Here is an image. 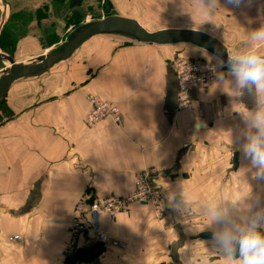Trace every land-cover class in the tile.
Masks as SVG:
<instances>
[{
    "label": "crops",
    "instance_id": "0c3cea01",
    "mask_svg": "<svg viewBox=\"0 0 264 264\" xmlns=\"http://www.w3.org/2000/svg\"><path fill=\"white\" fill-rule=\"evenodd\" d=\"M263 1L244 0L234 7L219 0L215 15L201 16L194 11L196 0H4L0 78L9 68L3 56L17 64L34 63L57 54L47 55L76 27L100 20L79 11L88 4L95 11L105 2L112 13L103 18L133 19L156 32L125 10L146 13L156 7L161 12L167 3L168 11L182 16L176 18L187 22L190 17L184 29L210 35L231 54L249 44L248 32L264 24ZM208 56L213 55L191 46L145 45L111 33L90 38L44 73L14 81L0 103V264H63L79 198L84 193L95 199L127 197L135 175L149 169L155 170L152 182L162 192V214L133 205L113 220L102 216L101 230L124 248L103 251L99 264H220L210 250L204 209L212 200L236 201L233 214L243 216L248 187L242 179L253 198L264 196V182L243 173L248 162L237 150L250 111L264 108V91L239 96L227 81L215 80L205 90L191 91L190 111H177L175 59ZM220 71L230 79L226 68ZM89 95L116 105L120 123L86 127ZM169 196L186 201V207L175 211ZM84 222L91 224L87 217ZM13 236L19 241L9 244ZM95 242L91 232H84L75 250Z\"/></svg>",
    "mask_w": 264,
    "mask_h": 264
},
{
    "label": "clouds",
    "instance_id": "9594fccd",
    "mask_svg": "<svg viewBox=\"0 0 264 264\" xmlns=\"http://www.w3.org/2000/svg\"><path fill=\"white\" fill-rule=\"evenodd\" d=\"M244 0H226L227 4L239 7ZM219 9V0H196L194 11L201 16H213ZM249 44L227 54L224 60L218 55L211 58L215 61L212 67L216 82L220 85L227 83L232 91L243 96L245 92L255 94L264 91V24L248 32ZM227 69V77L217 68ZM259 105V104H258ZM242 132L243 142L237 150L248 166L241 169L243 173H251L253 180L264 182V108L258 106L250 111L245 119ZM244 176V175H243ZM248 187L245 197L247 209L243 216L234 215L239 203L219 204L215 200L209 201L204 209L211 230V251L219 257L220 264H264V196L253 198L251 187ZM169 206L181 212V205L186 207V201L177 202L175 197L169 196ZM186 255L191 259V253Z\"/></svg>",
    "mask_w": 264,
    "mask_h": 264
},
{
    "label": "built area",
    "instance_id": "2783aa9c",
    "mask_svg": "<svg viewBox=\"0 0 264 264\" xmlns=\"http://www.w3.org/2000/svg\"><path fill=\"white\" fill-rule=\"evenodd\" d=\"M215 64L203 59L177 58L173 63L174 73L178 85V99L176 109L191 110L190 93L195 89H206L215 82V75L211 71ZM221 68H217L220 71ZM89 111L85 117V125L88 128L95 127L101 122L111 121L119 124L121 113L119 108L107 101H102L94 95L87 96ZM154 169L144 170L135 175L133 190L127 197L107 195L102 199H95L89 193H84L76 203L75 215L68 227L69 244L67 255L75 251L76 242L84 232H91L95 241L103 245L104 251L110 248H124L121 241L113 240L107 232L99 227L100 218L106 216L113 220L120 214L129 212L133 205H144L152 207L154 214L158 217L162 214V192L152 182ZM90 219V226H86L84 219ZM19 241L18 236L9 237V244Z\"/></svg>",
    "mask_w": 264,
    "mask_h": 264
},
{
    "label": "water",
    "instance_id": "95a60500",
    "mask_svg": "<svg viewBox=\"0 0 264 264\" xmlns=\"http://www.w3.org/2000/svg\"><path fill=\"white\" fill-rule=\"evenodd\" d=\"M1 2L2 5H5L4 0H1ZM3 19H7V9L3 10ZM111 33H121L131 36L137 40V43L145 45L191 46L211 55H218L224 60L227 59V49L216 39L203 32L189 29L149 32L133 19L119 16H107L100 20L86 22L73 29L69 35L70 39L61 46V50L55 55L45 57L30 64H17L11 58L3 56L5 60L8 61L9 68L0 78V103L11 85L17 79L44 73L59 63L68 60L74 52L90 38ZM200 128V125L194 128L193 138ZM235 158L234 155L233 163H236ZM103 251V245L96 241L87 250H75L71 255L65 258L63 264H99L98 257Z\"/></svg>",
    "mask_w": 264,
    "mask_h": 264
},
{
    "label": "rangeland",
    "instance_id": "374dc122",
    "mask_svg": "<svg viewBox=\"0 0 264 264\" xmlns=\"http://www.w3.org/2000/svg\"><path fill=\"white\" fill-rule=\"evenodd\" d=\"M141 1H144V0H141ZM151 1H154L155 3L157 2V0H151ZM81 4V3H80ZM255 3H251V7L253 8V5ZM257 4V3H256ZM83 7L84 5L81 4ZM163 5V10L164 11H159L156 7H152L151 10L147 11L146 13L142 10H138V9H131V10H125L126 12L130 13V14H134L135 16H137L140 20V22L142 24H144V26L146 28H148L149 30H161L162 28H167V29H173V28H186L190 22V17H187V22L184 21L182 18H176V17H182L181 15L180 16H176L173 14V12L171 11H168L167 10V7H168V4H164L162 3ZM233 6V5H231ZM86 7L88 9H81L79 10L80 12H83V13H86V11L88 12V14L92 15L93 18H100L102 19L104 17V15H108V14H111L112 12L110 11V8H109V5H107L105 2H103V5H102V9H100L97 5H96V10L93 11V7L90 8L89 4L86 5ZM262 9H264V1H263V4L261 5ZM250 8V9H252ZM86 10V11H84ZM140 11L143 12L144 14L143 15H140ZM95 12V13H94ZM234 11H230V12H225V13H234ZM138 14V15H136ZM75 19H78L79 15L78 16H73ZM93 21V20H91ZM189 21V22H188ZM196 21V19H195ZM171 25H170V24ZM220 25H223L221 23H219ZM173 27V28H172ZM121 34V33H120ZM125 39H127V41H132L134 43H137V40L131 36H127V35H124V34H121ZM70 38L68 36H66L65 38L62 39V44H64L65 42H67ZM61 47V46H60ZM60 47H58V49H55L53 50V52H48L47 55H52V54H55V53H58L59 50H60ZM212 56H208V58H203V60L205 61H209L213 64H215V61L211 58ZM199 59V58H198ZM202 59V58H201ZM223 69V68H221ZM225 69V68H224Z\"/></svg>",
    "mask_w": 264,
    "mask_h": 264
},
{
    "label": "bare ground",
    "instance_id": "6f19581e",
    "mask_svg": "<svg viewBox=\"0 0 264 264\" xmlns=\"http://www.w3.org/2000/svg\"><path fill=\"white\" fill-rule=\"evenodd\" d=\"M0 4H2L1 0H0Z\"/></svg>",
    "mask_w": 264,
    "mask_h": 264
}]
</instances>
